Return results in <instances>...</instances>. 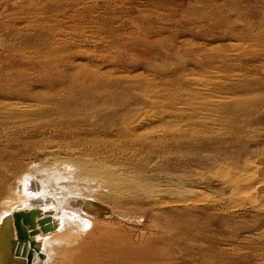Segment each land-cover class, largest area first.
<instances>
[{"label":"rangeland","instance_id":"obj_1","mask_svg":"<svg viewBox=\"0 0 264 264\" xmlns=\"http://www.w3.org/2000/svg\"><path fill=\"white\" fill-rule=\"evenodd\" d=\"M94 10L56 38L0 30V97L132 99L131 113L157 116L144 133L175 135L108 153L157 193L108 203L116 215L94 249L129 254L123 264H264V0H100ZM96 67V80L85 77ZM100 140L119 146L100 137L101 151ZM103 255L95 264L112 263Z\"/></svg>","mask_w":264,"mask_h":264},{"label":"bare ground","instance_id":"obj_2","mask_svg":"<svg viewBox=\"0 0 264 264\" xmlns=\"http://www.w3.org/2000/svg\"><path fill=\"white\" fill-rule=\"evenodd\" d=\"M98 1L0 0V30L16 29V34L43 37L64 35L75 28L72 27L75 21L92 20ZM6 23L11 26H4ZM86 74L85 77L96 80L99 69L96 67ZM60 95L57 90L49 99L35 93L21 98L13 94L0 97V264H95L103 254H107L111 264H123L129 254L122 256L117 249L107 247L95 250L91 239L103 234L102 230L116 215L108 203L129 202L128 199L139 197L141 192L154 197L157 190L153 191L148 175H142L140 168L130 171L126 167L130 162L121 159L119 165L112 164L107 160L108 153L123 152L126 146L140 152L152 150L166 139L176 140L175 135L160 131L161 135L154 138L153 131L144 133L143 129L148 130L157 116L154 112L131 113L129 107L135 100L110 101L104 97L69 102L68 95ZM85 124L89 127H83ZM85 129L92 139L84 137L88 135ZM108 135L118 142L114 150L103 142ZM100 137L103 151L96 144ZM16 212L23 213L15 217ZM25 212H35L31 227L27 225ZM15 218L20 225L24 224L26 238L20 235ZM121 220L136 224L141 219L126 215Z\"/></svg>","mask_w":264,"mask_h":264},{"label":"water","instance_id":"obj_3","mask_svg":"<svg viewBox=\"0 0 264 264\" xmlns=\"http://www.w3.org/2000/svg\"><path fill=\"white\" fill-rule=\"evenodd\" d=\"M19 213H23V212H19ZM18 212H16L14 215H15V217L19 214ZM27 215H28V217H27V225L28 226H33L34 225V220H33V216H34V214H35V212H25ZM15 224L17 225V227H18V231H19V233H20V235H22V238H26V236H27V234H26V231H25V229L23 228V226H24V224H22L21 223V225L18 223V220L15 218ZM15 225V226H16Z\"/></svg>","mask_w":264,"mask_h":264}]
</instances>
